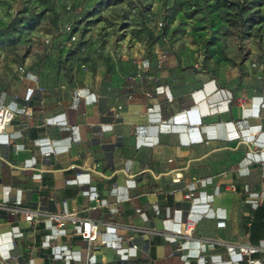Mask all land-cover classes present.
Wrapping results in <instances>:
<instances>
[{"label": "crops", "instance_id": "crops-1", "mask_svg": "<svg viewBox=\"0 0 264 264\" xmlns=\"http://www.w3.org/2000/svg\"><path fill=\"white\" fill-rule=\"evenodd\" d=\"M151 51L121 79L43 65L0 81L14 113L0 135V262L244 264L230 244L264 248V63L211 76ZM49 212L97 221L96 240Z\"/></svg>", "mask_w": 264, "mask_h": 264}, {"label": "rangeland", "instance_id": "rangeland-1", "mask_svg": "<svg viewBox=\"0 0 264 264\" xmlns=\"http://www.w3.org/2000/svg\"><path fill=\"white\" fill-rule=\"evenodd\" d=\"M98 1L0 0V81L43 65L121 79L154 45L181 72L264 63V0H107L97 13Z\"/></svg>", "mask_w": 264, "mask_h": 264}, {"label": "built area", "instance_id": "built-area-1", "mask_svg": "<svg viewBox=\"0 0 264 264\" xmlns=\"http://www.w3.org/2000/svg\"><path fill=\"white\" fill-rule=\"evenodd\" d=\"M14 113L7 106H0V135L4 132L6 126L11 123ZM233 188V186H231ZM193 192H188L184 195L185 198H191ZM36 216V213L31 210L25 211V219L33 220ZM48 219L55 222L57 227H62L67 220L72 222L74 225L78 226V234L81 238L87 240L89 243H92L96 240L99 233V224L97 221L90 218H80L71 213H59V212H49L47 214ZM193 231V224L191 221L183 223V225L178 230L179 234L191 235ZM230 246L237 249L239 254L244 258V264H257L255 254L257 252H263L264 248L258 247L246 243H232ZM264 260V259H263ZM0 264H6L4 261Z\"/></svg>", "mask_w": 264, "mask_h": 264}, {"label": "trees", "instance_id": "trees-1", "mask_svg": "<svg viewBox=\"0 0 264 264\" xmlns=\"http://www.w3.org/2000/svg\"><path fill=\"white\" fill-rule=\"evenodd\" d=\"M112 3L113 2H109L107 0H99L95 4L94 8H95L96 12L98 13L101 10V6L106 7V6H108V5L112 4ZM37 24H38V21L34 22L33 24H29V27L28 28L29 29H33V27L36 26Z\"/></svg>", "mask_w": 264, "mask_h": 264}]
</instances>
